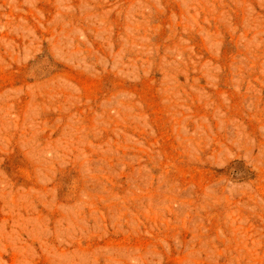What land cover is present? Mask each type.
Returning <instances> with one entry per match:
<instances>
[{"label":"rangeland","instance_id":"374dc122","mask_svg":"<svg viewBox=\"0 0 264 264\" xmlns=\"http://www.w3.org/2000/svg\"><path fill=\"white\" fill-rule=\"evenodd\" d=\"M0 264H264V0H0Z\"/></svg>","mask_w":264,"mask_h":264}]
</instances>
